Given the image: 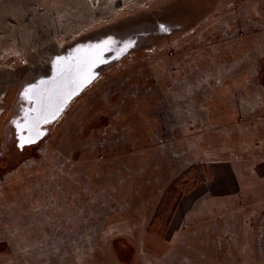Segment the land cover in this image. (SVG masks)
Instances as JSON below:
<instances>
[{
    "label": "rangeland",
    "instance_id": "374dc122",
    "mask_svg": "<svg viewBox=\"0 0 264 264\" xmlns=\"http://www.w3.org/2000/svg\"><path fill=\"white\" fill-rule=\"evenodd\" d=\"M108 38L47 129L16 128ZM0 264H264V0H0Z\"/></svg>",
    "mask_w": 264,
    "mask_h": 264
},
{
    "label": "water",
    "instance_id": "95a60500",
    "mask_svg": "<svg viewBox=\"0 0 264 264\" xmlns=\"http://www.w3.org/2000/svg\"><path fill=\"white\" fill-rule=\"evenodd\" d=\"M113 45V40L102 39L77 47L72 54L63 56L65 58L63 62L56 61L49 75L39 78L34 84L27 87L35 85L38 91L30 99H27L33 102V106L27 109L25 122L21 123V126L27 129L30 134L41 133L42 125L59 116L70 99L98 74L96 68L109 61L105 54L111 50ZM81 47L84 51L80 53L78 49ZM81 60H87L90 65L87 69V79L81 82L75 72L64 77L59 75L60 68L64 64L69 62L76 64ZM54 78L55 82L53 83ZM73 80H77V83H72ZM41 81L45 83L42 84ZM69 92L71 95H68ZM57 106H59V112L53 116L51 113Z\"/></svg>",
    "mask_w": 264,
    "mask_h": 264
},
{
    "label": "snow or ice",
    "instance_id": "6c2138e0",
    "mask_svg": "<svg viewBox=\"0 0 264 264\" xmlns=\"http://www.w3.org/2000/svg\"><path fill=\"white\" fill-rule=\"evenodd\" d=\"M161 28L164 30H167L164 25H161ZM57 61L63 62L65 60L64 57H57ZM89 62L87 60H81L76 64H73L71 62L64 64L59 71V75L61 77H64L66 75H71L74 72L77 74L78 78L82 82L84 79H87V69L89 67ZM55 82V78L53 80V83ZM41 83H45L44 81H41ZM72 83H77V80H73ZM37 87L35 85L30 86L29 88H26L22 95L25 99H30L33 94L37 93ZM68 95H71V92L68 93ZM59 112V106H57L53 111L52 115L55 116ZM36 135H39V133H36ZM33 142L31 138L27 141H22L19 145L20 147H23L25 143H31Z\"/></svg>",
    "mask_w": 264,
    "mask_h": 264
},
{
    "label": "flooded vegetation",
    "instance_id": "af4514ba",
    "mask_svg": "<svg viewBox=\"0 0 264 264\" xmlns=\"http://www.w3.org/2000/svg\"><path fill=\"white\" fill-rule=\"evenodd\" d=\"M30 102L31 101H29V100H27V102H26V104L25 105H23L22 104V102L20 103L19 102V105H17L16 107H19V108H21V107H23V112H25V109H26V107H30L29 105H30ZM22 111V110H21ZM22 113V112H21ZM24 115V114H23ZM21 120H22V118L21 117H19V116H17L16 118H14V120L13 121H15V126H16V128L18 127V123H20V126H21ZM47 125H45V127L46 128H44V126H42L41 127V129H47V127H48V125L50 124V122H48V123H46ZM23 133L21 132V130L20 131H17L16 132V136H17V138L19 139V142L21 143V141L23 140ZM24 141V140H23Z\"/></svg>",
    "mask_w": 264,
    "mask_h": 264
}]
</instances>
